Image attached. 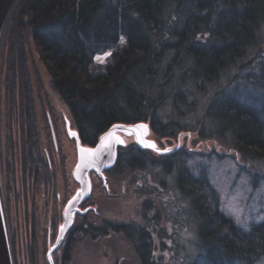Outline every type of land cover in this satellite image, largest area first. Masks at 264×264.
Segmentation results:
<instances>
[{"label": "trees", "instance_id": "trees-1", "mask_svg": "<svg viewBox=\"0 0 264 264\" xmlns=\"http://www.w3.org/2000/svg\"><path fill=\"white\" fill-rule=\"evenodd\" d=\"M5 38L14 60H22L24 42L29 38L87 146L114 124L142 122L149 125L151 137L159 143L172 144L177 136L195 133L196 141L203 140L210 150L214 143L223 147L222 137L230 135L233 143L228 150L241 161L264 159V99L244 88L256 82L259 73L262 80L257 86L264 88V0H15L0 52L7 46ZM108 50L110 57L104 64H96L95 55ZM161 66L164 71L156 73ZM244 69L247 75L242 76L249 83L237 96L231 82ZM155 78L163 82L157 98L152 99L153 93L145 95L143 89ZM222 79L227 89L215 101L211 99L204 119L191 126L157 120L155 113L168 96L164 87L177 88L172 94L175 107L184 106L185 113H192L197 110L187 102L190 93L181 87L194 86L198 93L206 94ZM216 101H221L220 113L213 111ZM205 119L216 122L219 141L205 133ZM177 144L168 154L129 144L119 148L127 152L119 156L117 151L116 160L118 156L120 160L114 166L120 169L125 162L128 168L133 164L141 167L132 160L143 163L152 157L168 173L173 160L181 164L187 155H208L194 149L192 143L190 147ZM158 147L164 149V145ZM178 168L176 184L190 204L196 235L195 256L189 264L262 262L264 222L242 229L221 211L218 193L206 174L193 176L184 165ZM146 241L139 247L136 244L139 264H160L154 258L153 242ZM146 243H150L148 248Z\"/></svg>", "mask_w": 264, "mask_h": 264}, {"label": "rangeland", "instance_id": "rangeland-1", "mask_svg": "<svg viewBox=\"0 0 264 264\" xmlns=\"http://www.w3.org/2000/svg\"><path fill=\"white\" fill-rule=\"evenodd\" d=\"M5 43L7 46L0 52V177L5 156L11 160L7 145L10 146L19 141L23 130L27 132L32 128L38 130L41 124L39 120L40 110L49 109L48 111L51 112V109L55 108L70 118L67 106L53 88L50 75L38 59L29 38H26L24 42L22 60H14L7 50V48L10 49L7 38H5L4 45ZM110 55V50L105 51L95 55L94 61L99 65L104 64ZM15 59L17 58L15 57ZM18 61H22L21 67L18 66ZM164 67H159L155 70L156 73H162ZM12 68L16 73L12 72ZM244 74L247 75V69L240 72V77L231 82L233 88L228 87L229 90L230 88L234 89L233 93H236L237 96L240 95L241 87L249 83L242 76ZM254 79L256 82L244 88L253 93L254 96L257 93L261 96L260 98L264 99V88L257 86L262 80L261 73L255 74ZM223 80L218 87L216 84L211 85L206 94L198 93L194 86L183 85L181 87L182 91L190 93V99L187 102L190 105L193 104L191 109L195 105L197 110L192 113H185L184 109L186 108L184 106L175 107L174 95L172 94L178 91L177 88L164 87L163 90L168 93V96L157 109L158 112L155 113L157 120L159 119L161 123H169L172 120L171 123L175 121L174 124L177 125L178 123V126H191L197 119H204L203 116L205 117V112L209 109V104L212 103L211 99L215 101V97L223 95L227 89L226 86H223ZM162 82L158 78L151 79L150 86L147 89L142 88L145 95L151 91L153 93L151 98H157V90L160 89ZM237 85L240 86L235 87ZM243 94L248 98L250 97L246 92ZM243 100L249 102V100ZM216 102L213 111L220 113L223 109L221 101ZM6 106L9 107V114L6 113L5 109H8ZM33 108L35 110L41 109L35 113L34 118L32 116L28 119L32 115L28 110ZM16 111L21 115L18 121ZM26 119H28L27 122ZM215 123L205 119L204 130L207 131L205 132L207 135L218 140L216 138L218 136L215 134L217 131ZM223 125H226V122H223ZM219 126L221 127L222 124ZM186 136L190 139L186 140L184 135L177 136L176 141H173L172 144L167 141H163V144L153 137L152 139L157 146L174 147L177 143H184L190 147L192 143L194 149L205 151L208 155L198 154L189 157L187 155L184 157L185 160H181V164L178 163L179 160L177 163H174L176 161L173 160L170 163L171 167L168 173L159 168L155 158L146 159L143 163L141 159L132 160V163L136 165L142 164L141 167H134L132 170L124 169L119 178L109 181L110 193L118 195L119 198L113 202L108 201V198L106 199L102 194V187L95 185L92 192L90 190L91 201L89 202L95 206L89 209L90 211L84 210L87 213L86 220L93 223L94 226L107 220L113 224L117 222L131 223L134 228L136 227V232L145 233L146 231L151 237L147 235L149 238L147 239L150 242L153 240L154 258H158L160 264H189L195 256L196 235L192 211L188 200L182 196L176 184L175 171L179 169L180 165H184L193 176H198L201 173L206 174L208 182L218 193L221 211L239 227L247 229L250 224L264 222V159L241 161L240 157L234 154V151L228 150L233 143L230 135L223 136L221 139L226 143H223V147L226 149L214 143V148L210 150L206 148L203 140L196 141L195 133ZM149 138L151 139L150 136ZM222 141L219 143L221 144ZM126 142L133 143L132 139H126ZM133 154L137 155L135 152ZM125 164L124 162V166L120 168L123 169ZM75 166L76 161L74 160L68 168L69 173L70 171L73 172ZM145 204H150L152 208L144 211L143 206ZM58 207L56 204V208ZM92 219L95 222H92ZM137 243L139 247L144 242L136 238L133 242H129L128 239L119 234L95 239L84 236L83 242L78 241L72 244L65 264H139L135 247ZM148 244L150 243H146V246ZM13 259H16L14 264L21 263L19 253L13 254ZM259 264H264V260Z\"/></svg>", "mask_w": 264, "mask_h": 264}, {"label": "flooded vegetation", "instance_id": "flooded-vegetation-1", "mask_svg": "<svg viewBox=\"0 0 264 264\" xmlns=\"http://www.w3.org/2000/svg\"><path fill=\"white\" fill-rule=\"evenodd\" d=\"M39 110L29 109L28 112L32 115L28 119L32 116L34 118ZM48 110H40L41 124L38 130H23L19 141L7 145L11 160L5 156L1 166L0 196L13 264L16 262V259H13L15 253L20 255V264H65L72 244L83 242L84 236L95 239L119 234L129 242H133L135 238L147 242V235H150L146 231L136 232V227L131 223L113 224L107 220L101 221L97 226L89 223L85 217L86 211L95 206L89 203L91 194L78 203L72 212L71 224L66 231H61L64 226L65 208L80 188L73 172L69 173L68 168L74 160L77 163L78 143L82 147L87 146V143L80 139L78 131L72 125L73 120L68 108L70 118L55 108L51 109V112ZM16 113L18 121L21 115L18 111ZM95 142L88 146H94ZM126 152L118 150L119 156ZM119 156L116 164L120 160ZM134 167V164L132 168L125 165L123 169H119L118 165H115L104 170L102 175L90 172L91 192L93 186L100 185L102 194L108 201L117 200L118 195L110 193L109 181L119 178L124 169L132 170ZM143 208L147 211L152 207L145 204ZM92 222L95 221L92 219ZM158 236L160 238V235Z\"/></svg>", "mask_w": 264, "mask_h": 264}, {"label": "water", "instance_id": "water-1", "mask_svg": "<svg viewBox=\"0 0 264 264\" xmlns=\"http://www.w3.org/2000/svg\"><path fill=\"white\" fill-rule=\"evenodd\" d=\"M15 0H0V41L6 23L9 12L14 4ZM143 126V127H141ZM111 133V135H109ZM151 131L147 123H135V124H123L117 123L107 129L102 135L99 136L94 146L82 147L78 143L77 147V163L73 170L74 179L80 184V188L74 198L68 202L65 208L64 226L66 231L72 221V212L78 206V203L89 196L91 184L89 181V173L94 172L97 175H102V172L106 169H110L114 166L117 157V150L119 148H125L129 144H134L142 150H149L154 154H168L174 148H178L179 144L174 147L164 146V149H160L156 142L151 137ZM151 137V139L149 138ZM104 137L107 147L101 149L96 157H87L81 159V149L95 151L101 145V138ZM125 137V139H124ZM126 139H132L133 143H127ZM117 140L122 142H117ZM79 142V141H78ZM164 144V142H162ZM155 145V148L146 146ZM92 161H95L92 163ZM0 264H12L11 255L6 235V229L4 224L3 212L1 209L0 201Z\"/></svg>", "mask_w": 264, "mask_h": 264}, {"label": "snow or ice", "instance_id": "snow-or-ice-1", "mask_svg": "<svg viewBox=\"0 0 264 264\" xmlns=\"http://www.w3.org/2000/svg\"><path fill=\"white\" fill-rule=\"evenodd\" d=\"M122 42H123V38H121ZM108 55V54H106ZM98 59H101L98 57ZM143 127V126H141ZM111 135V133L109 134ZM117 142H122V141H119L117 140ZM146 146H150V147H153L155 148V145H146ZM104 147H107V144H106V141H105V138L102 137L101 138V145L95 150V151H92V150H86V149H81V159L83 160L85 158V156L91 158V157H96L98 155V153L101 151L102 148ZM95 161H92V163H94ZM63 226L61 227V231H63Z\"/></svg>", "mask_w": 264, "mask_h": 264}]
</instances>
